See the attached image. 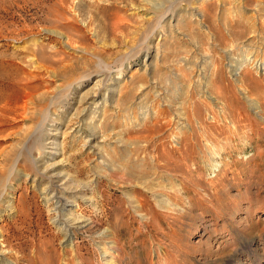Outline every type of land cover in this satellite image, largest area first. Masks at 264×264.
<instances>
[{
    "label": "rangeland",
    "instance_id": "1",
    "mask_svg": "<svg viewBox=\"0 0 264 264\" xmlns=\"http://www.w3.org/2000/svg\"><path fill=\"white\" fill-rule=\"evenodd\" d=\"M262 23L264 0H0V264H108L103 229L122 249L110 264H264V123L250 107V96L264 103V50L248 52ZM242 61L247 85L230 71ZM110 78L112 106L92 122L111 170L73 115ZM51 102L59 169L80 197L65 209L42 190L53 136L25 135L37 117L23 109ZM21 149L31 158L16 162ZM63 211L93 221L69 233L73 244Z\"/></svg>",
    "mask_w": 264,
    "mask_h": 264
},
{
    "label": "bare ground",
    "instance_id": "2",
    "mask_svg": "<svg viewBox=\"0 0 264 264\" xmlns=\"http://www.w3.org/2000/svg\"><path fill=\"white\" fill-rule=\"evenodd\" d=\"M240 7H242L241 5H240ZM198 9H200V10H198ZM196 10V9H195ZM197 10H198V14L202 17V20L204 21L205 19H210V17H211V14H212V6H207L206 8H203V9H201V4L200 5H197ZM198 14H196V15H198ZM195 15V14H194ZM180 17H178L177 19H179ZM260 19V18H259ZM176 20V19H175ZM180 20H181V18H180ZM179 20V21H180ZM178 21V22H179ZM177 22V21H176ZM180 22H182V21H180ZM249 22L250 21H248V25H249ZM263 24V23H262ZM247 25V22L245 23V22H242V21H240V23L238 24V25H235L234 27H237L236 29H240V28H242L243 29V32L245 33V31L247 30V29H249V27H251V29H249L250 31H248V33L250 32V33H253V32H255V33H257V34H259V31H261V30H259L258 31V26L256 25V24H254V26H248ZM264 25V24H263ZM231 27V26H230ZM156 28V27H155ZM260 28H262V25H261V27ZM259 28V29H260ZM244 29H246V30H244ZM263 29V28H262ZM226 30H228L227 32H229V33H227L228 35L230 34V35H234V33H236V32H233L232 31V28H227ZM235 30V29H234ZM217 33L214 35V37L213 38H216V37H218V34H219V36H222V37H228L227 35H225L223 32H222V30H220V29H218L217 31H216ZM248 33H246V34H248ZM262 34V33H261ZM229 35V37H231ZM240 35V37L242 36V34L240 33L239 34ZM250 35V34H249ZM253 35V34H252ZM254 35H256V34H254ZM251 36V35H250ZM261 36H263V35H261ZM254 37V36H253ZM248 38V37H247ZM249 38H251V37H249ZM214 40V39H213ZM215 41H216V39L213 41L214 43H215ZM247 41V40H246ZM245 41V42H246ZM248 41H250V40H248ZM254 42V43H251V42ZM252 41L251 42H249V44L248 45H250V51H248L249 52V55H250V53H252V52H254V50H255V52H259V54L261 53V50H264V41H263V39L260 41L259 39H258V41H254L253 39H252ZM243 42V41H242ZM244 43V42H243ZM248 43V42H247ZM247 43H245L243 46L245 47L246 46V44ZM256 43V44H255ZM258 43V44H257ZM220 45H221V43H220ZM256 46V47H255ZM244 47H242V48H244ZM236 48V47H235ZM241 48V47H240ZM246 48V47H245ZM247 48H248V46H247ZM257 48V49H256ZM222 49V48H221ZM223 49H225V48H223ZM228 50H230V47L227 49V51ZM245 50V49H244ZM248 50V49H247ZM247 50H246V52H247ZM231 51V50H230ZM247 52V53H248ZM227 53H229V52H226L225 50H224V56L225 57H227ZM233 53V52H232ZM263 53V52H262ZM206 55V54H205ZM251 55H253V53L251 54ZM263 55H264V53H263ZM202 56V55H201ZM229 56V55H228ZM233 56H235V55H231L230 57H233ZM244 56V55H243ZM247 56V55H246ZM147 57H149L150 58V55H148L147 54V56H146V58ZM248 57V56H247ZM252 56H250V58H251ZM202 58V57H201ZM229 58V57H228ZM254 58V57H253ZM260 58V57H259ZM203 59H204V57H203ZM248 59H249V57H248ZM256 59V58H255ZM205 60V59H204ZM257 60H258V58H257ZM256 60V61H257ZM260 60V59H259ZM253 62H255L254 60H253ZM238 63V62H237ZM243 63H245V61L243 62H240V65H238V66H235V65H230V66H234L235 68H232L230 71H232V70H234V71H238V72H235V73H231V74H233V75H237V78H236V80H238V82L239 83H241L242 85L243 84H246L247 85V82L249 81L248 80V78H252V75L253 74H251V73H247V71H245L244 70V66H247V65H244L243 66ZM256 63V62H255ZM252 63H250V65H251ZM253 65V64H252ZM264 65V64H263ZM256 66V67H255ZM260 66V65H259ZM254 67L255 68H257L258 66L255 64L254 65ZM263 67H261L260 66V69H262ZM147 70V69H146ZM219 70V69H218ZM221 72H222V70L220 71V74H221ZM217 73H219V71L217 72ZM102 75H104L103 77H107V75L105 74V73H101ZM223 74V73H222ZM221 74V75H222ZM101 77V76H100ZM117 79H119V77L117 78ZM98 80H100V78L98 79ZM110 80L111 81H109L110 83L109 84H107L106 86H102V87H98V89H100V88H105L106 89V92H102V94L100 95H97V94H95V93H91V92H84L81 96H80V100H79V107H81V108H77L76 109V112H74L73 113V115L75 116V117H77V118H79V120H78V125H77V127L75 128V130H76V132H77V134H79L80 136H82V137H84V138H87L86 139V144H87V146H88V148L92 151V153L93 154H95V156H97L98 158H100L101 160H100V163H102V165L104 166V167H106V168H108V169H110L111 170V167H110V164H109V162H108V159H107V154L105 153V151H104V148H103V146H101V142H103V140H102V134H100L99 132H101L100 131V123H97V122H92L93 121V119H97V117H98V112H99V110L97 109V108H101L102 110L101 111H103L104 112V107L108 104V103H110V105L112 106V104H111V101H113V97L114 96H116L115 95V93L117 92L116 90V88L113 86V85H115L117 82L115 81L116 79L115 78H110ZM253 81H254V78H253ZM252 81V82H253ZM101 81H99V83H100ZM237 82V81H236ZM250 82V81H249ZM248 82V83H249ZM66 83V82H65ZM98 83V82H97ZM98 83V84H99ZM251 83V82H250ZM97 84V85H98ZM110 85H112L113 87H111ZM240 85V84H239ZM242 85H240V86H242ZM254 85V84H253ZM108 87V88H107ZM249 87V86H248ZM245 88V87H244ZM249 90V89H248ZM44 92V91H43ZM250 92V91H249ZM44 93H46V92H44ZM42 94V101L43 102H41L42 104H44V103H46V102H49L50 100H51V98H47L46 96H45V94ZM109 93H110V95H109ZM41 94V93H40ZM47 95H49V94H47ZM223 95H224V93H223ZM35 96V95H34ZM250 97H252V98H250V104H251V108L253 109V110H256L255 111V113H256V117H258V119H260L261 120V122H263L264 123V103H261V102H263L262 100L261 101H259L257 98V100L256 101H253V96H250ZM37 98H39V97H37ZM98 98H101L100 99V101H97V99ZM247 98V97H246ZM260 99V98H259ZM99 100V99H98ZM101 101H102V107L101 106H98V104H100L101 105ZM110 101V102H109ZM253 101V102H252ZM38 104V103H37ZM41 104V107L39 108V110L38 111H32V110H30L29 108L31 107H29V108H27V107H25L24 109H23V113L25 114V116H32V118H33V116H36L37 117V128H35V130L34 131H30L31 130V128H30V132L28 131H26V129H25V131H26V133H25V135H29L30 134V136H31V138H34V142L33 143H35L36 141L35 140H37L38 138H39V136L42 134L43 136L46 134L47 136L50 134L51 136H53V139H51L50 140V138H48V140H47V142H45V144H47L46 145V147L47 148H50L51 150L50 151H47V154L45 155V158L44 159H46V161L43 163V167L41 168V169H44L45 171H47L48 172V176H49V184L47 185V186H45L42 190H43V192H46V198H48V199H50V198H53V199H56V201H57V204L58 205H60V207H59V209L62 207V209H65V207H63V206H67L68 204H70V202L71 201H74L75 202V198H80L79 196H78V192H77V189H73L72 187H70L68 184H67V180H68V178H69V174L68 173H64V171L63 170H61V169H59V167H61L63 164H64V162H65V160H64V158L62 157L61 159H57L58 158V156H60V155H62L63 156V151H64V148L65 147H60L59 148V146H60V143L58 142V138L60 137L59 136V134L61 133V131H60V127L58 126L59 124H61V122H60V120L58 119V121L56 122V127L55 128H51V124H49V120H48V118H49V111H50V106L49 105H51L52 104V102L51 103H49L48 105H42ZM228 105V104H227ZM89 106H93V108L94 109H92V110H90V107ZM113 106H115V105H113ZM32 109V108H31ZM37 108H35V110H36ZM75 111V110H74ZM254 113V112H253ZM73 117V116H72ZM65 123V122H64ZM63 123V124H64ZM64 126V125H63ZM68 126V125H67ZM33 127V126H32ZM29 129V128H28ZM53 130L54 132L52 133L50 130ZM23 132V131H22ZM76 134V133H75ZM25 137V136H24ZM27 137V136H26ZM105 138V137H104ZM29 139V138H28ZM27 139V140H28ZM30 140V139H29ZM43 142V143H44ZM118 142V141H117ZM36 144V143H35ZM31 147V146H30ZM31 149V148H30ZM26 152V153H25ZM21 153L22 154H24L23 156L26 158V159H30L31 158V152H30V154L28 153V150L26 151V150H23V149H21V151H19V155H18V158H16V162L17 161H19V157H21ZM29 156V157H28ZM22 158V157H21ZM35 159V158H34ZM37 159V158H36ZM31 161H33V159H31ZM49 161H52V162H49ZM15 162V163H16ZM24 163V162H23ZM36 163V162H35ZM65 165V164H64ZM109 165V166H108ZM44 171V172H45ZM112 173V172H111ZM9 174V173H8ZM10 175V174H9ZM47 175V174H46ZM4 176V175H3ZM7 176V175H6ZM2 177V176H1ZM47 177V176H46ZM9 177L7 176V177H2V179H1V182L3 183H5V182H7V179H8ZM49 191V192H48ZM48 192V193H47ZM48 195H50V196H48ZM70 199V200H69ZM70 206V205H69ZM73 208V207H72ZM71 210V208H69L68 209V211H70ZM59 212H60V210H59ZM61 213V212H60ZM60 213H59V215H60ZM62 214H63V216H65V218H64V223H65V226L67 227V231H66V234H65V238H66V241H69L70 242V244H73L72 243V241L73 240H71V238H70V235H69V233H71L72 234V232H74V231H81V230H84V228H87L89 225H91L92 224V222L93 221H91V218L90 217H86V216H83V215H74V214H72V213H70L72 216H67V214L68 213H65L64 211L62 212ZM69 215V214H68ZM60 216H62V215H60ZM95 220V219H94ZM94 222H96V221H94ZM98 223V222H97ZM92 226V225H91ZM112 232H111V230H108V229H103V230H101L100 232H99V235L97 236V237H99V239L101 240V242H104L105 243V245H103L102 247H100V249H102V255H108L109 257H111V259H114V260H118L117 258H118V256H120L121 255V253H122V249L117 245V244H115L116 243V241L113 239L114 238V236H112V234H111ZM114 235V234H113ZM0 237H2V236H0ZM70 238V239H69ZM104 238V239H103ZM116 238V237H115ZM1 240V239H0ZM118 241V240H117ZM3 243V242H2ZM1 243V241H0V257L2 258H4L5 260H6V249L5 248H3V244ZM73 246V245H72ZM111 259H109L108 260V264H110V262H111ZM119 261V260H118Z\"/></svg>",
    "mask_w": 264,
    "mask_h": 264
}]
</instances>
